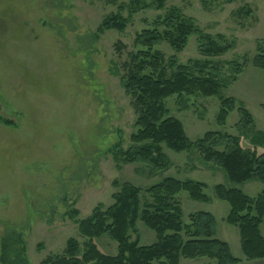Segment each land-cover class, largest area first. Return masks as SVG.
Listing matches in <instances>:
<instances>
[{
	"label": "rangeland",
	"instance_id": "1",
	"mask_svg": "<svg viewBox=\"0 0 264 264\" xmlns=\"http://www.w3.org/2000/svg\"><path fill=\"white\" fill-rule=\"evenodd\" d=\"M131 1L0 0V242L6 229L19 232L29 264L63 255L70 238L82 253L87 239L80 235L77 220L90 216L98 204L103 209L112 205L124 183L139 187L146 203L152 200L146 190L172 177L204 182L212 197L204 203L180 192L177 200L185 221L191 212L212 213L217 238L230 245L240 264H264V259L243 256L239 230L226 222L230 206L214 194V186L224 184L256 197L264 187L259 181H229L223 169L204 161L195 148H164L171 165L163 170L114 156L118 146L122 151L135 149L131 136L139 113L122 81L131 55L139 50L134 40L173 8L192 18L204 34L221 36L231 47L205 56L194 34L180 52L166 42L155 46L153 51L161 52L165 63L174 57L177 65L191 66L195 75L207 63L205 73L230 79L231 64L244 67L218 95L166 97L168 116L182 123L191 141L220 132L240 138L243 149L253 148L237 127L238 108L245 107L256 129L264 132V71L252 64L264 47V0H164L162 8L158 0H141L124 30L100 31L110 16L128 17ZM228 97L235 99V109L221 124V99ZM136 224L140 245L157 241L141 219ZM261 232L264 236V222ZM130 235L131 241L136 239ZM95 243L106 255L118 253L108 235ZM213 263L197 257L181 258L179 264Z\"/></svg>",
	"mask_w": 264,
	"mask_h": 264
},
{
	"label": "trees",
	"instance_id": "2",
	"mask_svg": "<svg viewBox=\"0 0 264 264\" xmlns=\"http://www.w3.org/2000/svg\"><path fill=\"white\" fill-rule=\"evenodd\" d=\"M141 3V0H132L128 17L110 16L101 24L100 31L124 30L129 17ZM157 3L158 8L164 6V0ZM194 34L198 35L199 51L205 56L220 55L231 47L221 36L214 39L204 34L192 18L175 8L164 18H158L154 28L144 29L136 35L134 45L139 50L131 55L127 72L122 76L125 92L133 99L139 113L137 131L131 136L135 149L122 151L118 146L115 159L124 163L148 162L152 170H163L171 165L164 148L175 152L195 148L204 161L223 169L229 181L257 180L264 186V132L256 129L254 119L245 107L238 108L240 121L237 127L242 137L253 145L247 149L240 146V138L220 132H207L202 138L191 141L182 123L168 116L164 105L166 97L174 94L218 95L244 67L231 64L233 76L230 79L205 73L206 63L200 67L199 75H195L191 66L177 65L174 57L165 63L163 54L153 51L155 46L166 42L175 52H180ZM252 64L264 71V47H260ZM235 103L231 97L221 99L218 115L221 124L235 109ZM207 187L204 182L167 177L146 190L152 200L142 203V190L124 183L114 194L112 205L103 209L98 204L90 216L76 221L80 235L87 239L82 253L79 243L70 238L63 255L48 257L42 264H179L181 258L197 257L214 260L213 264H240L241 259L234 257L230 245L217 238V222L212 213L191 212L187 221L184 220L178 194L184 191L192 200L210 203L212 197L206 193ZM214 194L230 206L226 222L238 228L243 256L248 260L264 259L261 232L264 187L256 197H250L241 189L217 184ZM73 214L77 215L78 211L73 210ZM138 219L156 233L157 241L152 245H140ZM130 232L136 235L133 241ZM102 235H108L117 243L116 255L100 251L95 239ZM24 254L21 234L12 228L6 229L0 242V264H29Z\"/></svg>",
	"mask_w": 264,
	"mask_h": 264
}]
</instances>
